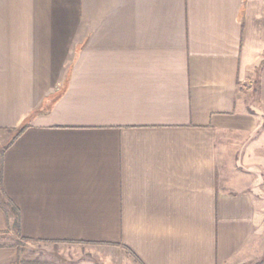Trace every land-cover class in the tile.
I'll return each instance as SVG.
<instances>
[{"label": "crops", "instance_id": "0c3cea01", "mask_svg": "<svg viewBox=\"0 0 264 264\" xmlns=\"http://www.w3.org/2000/svg\"><path fill=\"white\" fill-rule=\"evenodd\" d=\"M6 200L24 242L264 264V0H0Z\"/></svg>", "mask_w": 264, "mask_h": 264}, {"label": "rangeland", "instance_id": "374dc122", "mask_svg": "<svg viewBox=\"0 0 264 264\" xmlns=\"http://www.w3.org/2000/svg\"><path fill=\"white\" fill-rule=\"evenodd\" d=\"M256 88L255 84L254 92ZM253 103L258 105L256 92L254 93ZM18 237L12 230L10 233L0 234V244H15L17 247L20 245L25 246V250H23L27 252V258H44L52 260V262L57 264H83V261L89 259L98 263L105 262L106 260L108 264H137L130 255L119 254V252L112 248L105 249L103 252H96L97 248L87 245L24 242Z\"/></svg>", "mask_w": 264, "mask_h": 264}, {"label": "trees", "instance_id": "16d2710c", "mask_svg": "<svg viewBox=\"0 0 264 264\" xmlns=\"http://www.w3.org/2000/svg\"><path fill=\"white\" fill-rule=\"evenodd\" d=\"M26 125H24L23 127H21L18 130H14V135H13V139L16 138L24 129H25ZM12 139V140H13ZM6 206H8L10 208V213H9V217H11V221H10V229L12 231H14V233L20 237L19 235V217H18V212L17 209L11 204V202L9 200H6V202H4ZM6 232H4L5 234ZM1 246V244H0ZM17 254H20V249L19 247H17Z\"/></svg>", "mask_w": 264, "mask_h": 264}]
</instances>
